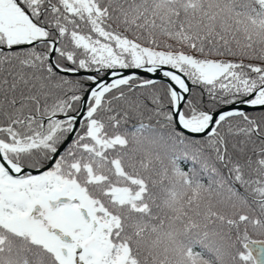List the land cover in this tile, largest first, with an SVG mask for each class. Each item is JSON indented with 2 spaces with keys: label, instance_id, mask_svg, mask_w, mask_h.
Instances as JSON below:
<instances>
[{
  "label": "snow or ice",
  "instance_id": "6c2138e0",
  "mask_svg": "<svg viewBox=\"0 0 264 264\" xmlns=\"http://www.w3.org/2000/svg\"><path fill=\"white\" fill-rule=\"evenodd\" d=\"M0 264H264V0H0Z\"/></svg>",
  "mask_w": 264,
  "mask_h": 264
}]
</instances>
